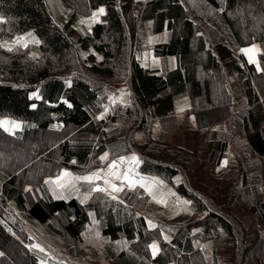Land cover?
Returning a JSON list of instances; mask_svg holds the SVG:
<instances>
[{"label":"trees","instance_id":"obj_1","mask_svg":"<svg viewBox=\"0 0 264 264\" xmlns=\"http://www.w3.org/2000/svg\"><path fill=\"white\" fill-rule=\"evenodd\" d=\"M61 1L70 8L63 24L55 20L48 0H0V118L23 121L14 133L0 127V137L29 142L42 134L55 139L53 147L34 153L43 168L36 182L0 163V264H13L6 260L10 248L24 264H70L59 259H79L93 227L104 244L100 253L89 249L87 257L95 258L81 264H264V197L259 193L264 177V0ZM99 6L104 7L101 20L76 36L75 14L88 15ZM148 24L152 34L166 35L153 45L154 57L173 58V68L159 73L133 55V41ZM29 33L26 47L15 43ZM251 44L259 48L257 64L240 51ZM87 49L91 52L81 57ZM104 78L125 80L131 99L116 101L98 116L116 98L100 83ZM212 81L220 92L216 98ZM200 95L205 103L194 105ZM184 98L191 102L198 130L221 127L211 130L207 145L213 164L225 158L228 144H243L253 157V175L249 180L241 174L247 179L241 187L234 183L238 188L228 192L227 209L215 202V193L207 204L188 182L173 181L192 153L167 144L164 136L158 152H137L151 163L139 160L135 171L169 183L194 211L202 212L200 218L178 225L148 219L138 204L146 200L147 195L139 197L145 189L135 184L125 185L117 199L93 194L86 201L82 195L89 196L88 187L64 188L61 198L47 187L46 179L61 168L95 165L101 152L132 153L133 148L127 151L130 135L144 133L152 119L171 117L175 102ZM214 107H220L218 114L211 113ZM127 124L130 135L121 137ZM165 156L174 163L158 162ZM37 238L45 239V250L31 245L42 242ZM227 242L230 257L218 260ZM152 243L158 248L155 255Z\"/></svg>","mask_w":264,"mask_h":264},{"label":"rangeland","instance_id":"obj_2","mask_svg":"<svg viewBox=\"0 0 264 264\" xmlns=\"http://www.w3.org/2000/svg\"><path fill=\"white\" fill-rule=\"evenodd\" d=\"M52 14L55 20L59 24H63L68 17L70 12V8L65 5L61 0H48ZM256 6V5H255ZM254 6V12H260V10ZM100 8L103 6H99L92 13L88 15H82L76 13L75 18L73 20L74 34L76 36L85 34L90 30V26L101 20V15H98L96 18H93V13L98 12ZM251 9V6L250 8ZM247 12V10H246ZM149 24L146 29L138 34L136 40L133 41V49L132 53L135 58L145 67L155 70L157 72H164L168 68H173L175 65L173 58H167L165 60L154 57L153 55V45L158 42H162L165 40L166 35H154L149 31ZM20 37H24L20 43H17V39L15 40L16 44L24 45L30 40V36L22 35ZM19 37V38H20ZM254 51L252 53L245 54L241 50V52L246 56L247 60L248 56L251 55L253 57L254 63H258L257 55L259 52V48L256 44H251L244 48H253ZM242 48V49H244ZM91 49L82 50L81 57H84L86 54L90 53ZM206 79H210V75H204ZM201 78H198V80ZM100 83H104L105 88L111 89L116 98H112L109 105L104 109L98 112V116H104L111 105H115L116 101L120 103H124L130 98V91L127 88L125 80L114 79L109 80L108 78L99 79ZM211 88L214 91L215 98L220 95L219 90L216 89V82H210ZM109 92V91H108ZM190 100L187 98L179 99L174 104V113L171 117H167L165 119L156 120L152 119L150 126H147L144 133L139 132L133 135H130L131 125L127 124L124 128V131L127 133L121 132V137H128L130 135V139L132 141L131 144L127 146L130 151L133 148V152L129 154L123 153L117 156L108 155L106 160H101L96 162L95 165H90L88 167H82L78 170H72L69 168H61L60 172L53 177L47 178V187L53 193L55 198L63 197L64 188L69 189L74 185L79 188L84 186V190L88 189V194L85 191L81 190V192H85L82 195V198L87 199L91 195H106L111 199H117L120 197V192L126 185L133 186L139 185L142 186L146 193L139 194V197H146L145 201H140L142 203L141 211L153 221L159 220L168 224L178 225L190 219H196L203 216L202 212L194 211L190 206V202L183 199L179 196L174 188L170 186L169 183L163 182L162 178L157 177L156 175L151 176L152 178H146L140 175L139 172L135 171V166L142 159L146 164L151 163L149 158L144 155H136L138 151L146 152L152 154L154 152L159 151L160 141L159 139L164 136L167 144L171 145L174 148H180L182 151H190L192 153L191 160L186 167H183V170L178 173L173 181L180 182H188L189 187L194 190L199 196L205 200V202L211 203L210 197L214 194L213 199L217 203H222L223 209H227V199L228 192L232 189H237L238 187L243 186V181L247 179L242 177L241 174H245L251 179L253 172V157L247 155L243 144L236 143L234 146L228 144L227 153L224 159H222L219 165H215L211 162L209 157V152L207 150L208 141L210 138L211 130L216 129L217 131L221 130L219 124L212 125L210 130H198L195 124V118L193 113L191 112ZM205 98L203 95H200L195 100L194 105L204 104ZM220 103L221 102H218ZM236 102H233L235 105ZM236 109L241 107L240 103H237ZM215 108V109H214ZM214 110H211L212 114H216L220 107H214ZM218 114V113H217ZM8 121L9 123L5 125V127L9 128L8 132L14 133L21 129L22 120L13 119L10 117H1L0 121ZM12 122H15L18 127L13 128ZM116 127H121L122 122H118L115 124ZM3 128V127H2ZM4 129V128H3ZM225 127H223V130ZM221 131V132H222ZM238 142V139H236ZM129 142V140H128ZM55 144V139L52 136H44L42 134L35 135L32 140L29 142L27 140L14 142L11 140L1 139L0 137V163H6L9 167H13V169H20L22 174V179L29 182H36V178L39 174L42 173V164L36 162L35 151L38 148L42 149L45 147H53ZM101 156H104L105 153H100ZM99 156V157H101ZM249 156V157H248ZM135 157V160H133ZM158 162H165L166 164H173L174 161H171L168 157L165 158L160 157L157 158ZM161 160V161H160ZM115 162L117 164L116 168L110 169L108 167L109 164ZM226 162V163H225ZM74 163V162H73ZM6 165V166H7ZM2 169V168H1ZM45 170V169H44ZM65 172L69 173V175H63ZM98 174L99 179H94L93 181H85L82 179H76L77 177H85L91 176L92 174ZM127 173L128 179H124V174ZM134 174L137 177H133ZM25 178V179H24ZM162 179V180H161ZM108 183H105V181ZM262 184L259 187V193L261 197H264V177H261ZM165 181V180H164ZM237 182L239 186L234 188V183ZM166 184V185H164ZM112 185H115L117 188L121 190L118 192L112 191ZM100 188L104 189L103 191H94L93 189ZM80 191V189H79ZM137 193V192H136ZM138 194V193H137ZM137 194L131 198V202L138 197ZM143 195V196H142ZM115 197V198H113ZM143 200V199H142ZM137 204V205H138ZM17 211V210H16ZM63 217L61 216L60 220ZM96 226V225H94ZM36 237L33 236L32 239ZM36 240L42 241L41 243L32 242L31 245L37 246L42 250H45L42 245L45 239L37 238ZM104 244L102 239H99V232L97 227H93L88 229L87 237L84 238V242L81 245V256L77 260H72V258L76 255L71 256L69 259L67 257L62 256L59 260L61 262H67L70 264H81L82 261H92L91 258H95L91 255L90 258L87 257V251L91 249L94 252L100 253L101 247ZM155 243H152L153 245ZM150 245V246H151ZM156 245V244H155ZM151 252L153 254V250L150 247ZM158 250V248H157ZM230 247L228 242L223 245V250L221 257L218 258L224 259L230 257ZM7 258L6 260L9 262H13V264H24V260H22V256L19 255L18 251L15 252L14 249H7ZM157 253V252H156ZM263 254L264 253H260ZM16 255H19L17 257Z\"/></svg>","mask_w":264,"mask_h":264},{"label":"snow or ice","instance_id":"obj_3","mask_svg":"<svg viewBox=\"0 0 264 264\" xmlns=\"http://www.w3.org/2000/svg\"><path fill=\"white\" fill-rule=\"evenodd\" d=\"M103 14H104V9H103V8H100V9L98 10V12H94V13H93V18H96L98 15H103ZM0 23H3V19H2V18H0ZM28 35L30 36L31 33H29ZM23 39H24V37H20V38L17 39L16 42H17V43H20V41L23 40ZM37 43H38V41H37ZM24 46L26 47L27 45H24ZM0 47H3V45H0ZM11 50H12L11 48L8 49V51H11ZM241 51H242L243 53H245V54L252 53V52L254 51V47H253V48H244V49H241ZM248 59H249V62H250V63L255 62V61L253 60V57H252L251 55L248 56ZM258 70H259V69H258ZM34 95H35V94H34ZM33 107H35V105H33ZM8 123H9V122L6 121V120H5V121H0V127H3V128H4V131H6V132L9 131V128H8V127H5V125H7ZM12 127H13V128L18 127V125H17L15 122H12ZM100 159H101L102 161H103V160H106V159H107V153H105L104 156H101ZM133 160H135V157H133ZM225 163H226V162H225ZM108 167H109L110 169H113V168H116V167H117V164H116L115 162H113L112 164H109ZM63 175L67 176V175H69V173L65 172ZM76 179H82V180H85V181H89V182H91V181H93L94 179H99V175L96 174V173H94V174H92L91 176L77 177ZM124 179H125V180L128 179L127 173L124 174ZM46 183H47V181H46ZM105 183H108V181L106 180ZM111 187H112V191H114V192H118V191L121 190L120 188H117L115 185H112ZM93 190H94V191H103L104 189L96 188V189H93ZM113 198H115V197H113ZM150 247H151L152 250H153V255H155L156 252H157V246H156L155 244H153V245H151Z\"/></svg>","mask_w":264,"mask_h":264}]
</instances>
